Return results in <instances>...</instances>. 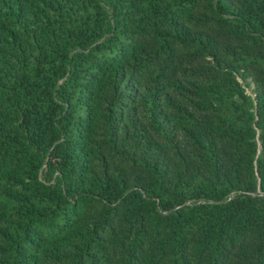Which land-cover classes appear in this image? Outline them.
I'll return each mask as SVG.
<instances>
[{
	"label": "trees",
	"instance_id": "1",
	"mask_svg": "<svg viewBox=\"0 0 264 264\" xmlns=\"http://www.w3.org/2000/svg\"><path fill=\"white\" fill-rule=\"evenodd\" d=\"M0 264H264V0H0Z\"/></svg>",
	"mask_w": 264,
	"mask_h": 264
}]
</instances>
